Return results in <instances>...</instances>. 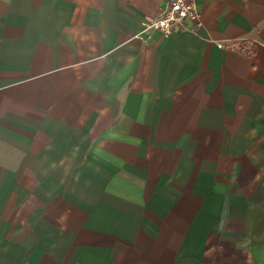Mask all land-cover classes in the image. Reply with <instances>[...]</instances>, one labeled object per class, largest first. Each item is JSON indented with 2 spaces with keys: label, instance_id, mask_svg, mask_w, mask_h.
Returning a JSON list of instances; mask_svg holds the SVG:
<instances>
[{
  "label": "crops",
  "instance_id": "obj_1",
  "mask_svg": "<svg viewBox=\"0 0 264 264\" xmlns=\"http://www.w3.org/2000/svg\"><path fill=\"white\" fill-rule=\"evenodd\" d=\"M166 1L0 0V264H264V0Z\"/></svg>",
  "mask_w": 264,
  "mask_h": 264
},
{
  "label": "built area",
  "instance_id": "obj_2",
  "mask_svg": "<svg viewBox=\"0 0 264 264\" xmlns=\"http://www.w3.org/2000/svg\"><path fill=\"white\" fill-rule=\"evenodd\" d=\"M198 1L200 0H167L155 18L142 22L144 32L155 31L163 36H169L180 28L194 32L202 24ZM187 23L191 25L189 29L186 27Z\"/></svg>",
  "mask_w": 264,
  "mask_h": 264
}]
</instances>
